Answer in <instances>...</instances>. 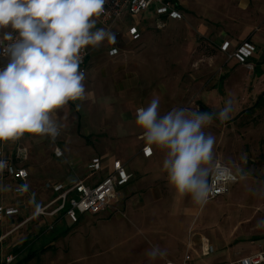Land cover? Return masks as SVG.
I'll list each match as a JSON object with an SVG mask.
<instances>
[{"label":"rangeland","instance_id":"374dc122","mask_svg":"<svg viewBox=\"0 0 264 264\" xmlns=\"http://www.w3.org/2000/svg\"><path fill=\"white\" fill-rule=\"evenodd\" d=\"M179 1L182 19L162 25L151 10L127 14L110 30L116 43L89 46L87 98L53 113L60 126L55 140L20 136L19 144L27 149L29 191L13 196L9 184L2 191L14 204L27 201L28 215L36 203L51 197L46 182L85 178L96 156L104 161L119 158L132 174L129 187L119 194L122 213L84 214L72 226L64 217L53 230L37 215L18 229L19 243L31 245L13 263L35 250L22 264H159L164 256L153 259L149 251L158 246L166 255L184 236L194 242L206 236L220 245L209 252L192 243L186 251L195 264L244 255L251 242H263L256 250L264 249V0ZM136 22L140 37L130 40L126 26ZM221 39L232 46L253 42L258 48L253 61L262 73L228 59L218 48ZM110 48L117 53L110 55ZM154 97L159 98L161 115L183 106L218 112L232 102L230 118L214 119L205 129L215 136L216 162L243 171L230 193L196 204L169 184L159 149L152 147V166L134 161L146 144L136 110Z\"/></svg>","mask_w":264,"mask_h":264},{"label":"clouds","instance_id":"9594fccd","mask_svg":"<svg viewBox=\"0 0 264 264\" xmlns=\"http://www.w3.org/2000/svg\"><path fill=\"white\" fill-rule=\"evenodd\" d=\"M106 0H0V142L14 141L25 133L55 140L60 126L53 113L70 101L87 98L86 74L80 68L83 50L99 47L116 36L95 29ZM95 29V30H93ZM159 98L136 110V124L149 146L164 153L162 167L177 195L204 204L216 184L230 176L218 167L215 136L205 129L214 119L226 121L229 100L218 112L191 106L174 107L163 115ZM79 108V105H77ZM0 164V167H3ZM165 253L153 247L155 259Z\"/></svg>","mask_w":264,"mask_h":264},{"label":"built area","instance_id":"2783aa9c","mask_svg":"<svg viewBox=\"0 0 264 264\" xmlns=\"http://www.w3.org/2000/svg\"><path fill=\"white\" fill-rule=\"evenodd\" d=\"M105 11L98 17L94 18L106 30H111L113 26L124 16L139 15L147 10H151L157 20L162 25L168 20L182 19L184 16L182 9L177 0H106L104 5ZM128 34L133 40L140 37L139 28L136 25L128 27ZM219 50L227 56L228 59L237 62L250 71H254L255 64L253 59L256 58L257 47L250 41H242L240 44L231 47L228 40H223L218 45ZM117 53L116 48H110L109 54ZM83 62L80 68L86 72L88 67L91 49L88 47L83 50ZM7 64V58L0 56V68ZM20 138V137H19ZM19 138L14 141L0 142V182L4 179H12L21 182L13 189V196L22 195L26 190L25 182L29 177V171L24 166L27 157V149L19 144ZM149 146L145 144L141 148L143 157L148 158L152 155V148L146 151ZM57 155L61 154L59 148H55ZM218 167H228L230 176L226 181L215 185L213 194L208 200L214 199L220 195L228 194L231 186L238 182L243 176V171L235 170L227 164L216 162ZM89 173L84 179H77L71 182L49 181L44 187L50 192V200L42 207H39L30 216L23 221L11 227L4 234L0 235V243L3 242L10 234H17L18 229L37 215L51 218L47 225L48 230H53L56 222L62 218H68L72 223H76L83 214H113L122 213L119 205V190L126 186L132 177V174L126 169V165L120 159H113L106 174L95 180V174L101 169L100 160H94L88 165ZM207 200V201H208ZM20 207L16 204L0 203V222L10 216L20 213ZM206 251L211 252L212 248L207 246ZM16 254L6 252L3 254L0 264H12L16 259ZM192 257L187 251L183 263L191 264ZM264 249H258L245 256H239L236 259L222 261L217 264H263ZM164 264H177L171 260H165Z\"/></svg>","mask_w":264,"mask_h":264},{"label":"crops","instance_id":"0c3cea01","mask_svg":"<svg viewBox=\"0 0 264 264\" xmlns=\"http://www.w3.org/2000/svg\"><path fill=\"white\" fill-rule=\"evenodd\" d=\"M177 2L179 3V6H180V8L182 9V5H181V3H180V1L179 0H177ZM182 11H183V9H182ZM126 20L127 19V15L126 16H124L121 20ZM120 20V21H121ZM177 19H175L174 21H176ZM178 20H180V19H178ZM168 21H171V20H168ZM131 25H136L138 28H139V31L141 32V29H140V27H139V24H138V22H136V23H130L129 25H127L126 26V35H127V37L130 39V40H133L132 38H131V36L128 34V27L129 26H131ZM223 40L221 39V41L218 43V45L222 42ZM229 41V40H228ZM246 41H248V40H246ZM229 43H230V46L231 47H234V46H232V44H231V42L229 41ZM241 43V42H240ZM239 43V44H240ZM253 43V42H252ZM254 44V43H253ZM236 45H238V44H236ZM255 45V44H254ZM256 46V45H255ZM257 47V46H256ZM257 54H258V48H257V53H256V57H257ZM91 58V57H90ZM90 58H89V62H88V67H90V63H92V62H90L91 60H90ZM88 67H87V70H88ZM86 70V71H87ZM86 73V72H85ZM24 135V134H23ZM142 148V147H141ZM152 148V147H151ZM141 150V149H140ZM152 151H153V153H152V155L150 156V157H148V158H145V157H143L142 156V154H141V151H140V156H138V157H136L135 159H134V161H136L137 160V162L138 163H140V162H145L146 164H151V166L153 165L152 164V161H151V159H152V156L154 155V149L152 148ZM100 160V162H101V169H100V171H98L97 173H96V177H95V180H98V179H100V178H102L105 174H106V172H107V169L110 167V164H111V161H112V159L110 160V161H104L103 159H100L99 157H93L92 159H91V161L88 163V165L91 163V162H93L94 160ZM115 159H119V158H115ZM121 160V159H120ZM122 161V160H121ZM230 166V165H229ZM87 168H88V166H87ZM127 169V168H126ZM234 169V168H233ZM236 170V169H235ZM90 171H89V169H88V173H89ZM129 172V171H128ZM88 175V174H87ZM86 175V176H87ZM29 177H30V174H29ZM29 177H28V179L26 180V182H25V185H26V190H25V192L22 194V196L24 197L25 196V194H27V192L29 191V189L27 188V186H28V180H29ZM86 178V177H85ZM243 178V177H242ZM241 178V179H242ZM84 179V178H83ZM131 179H132V177H131ZM240 179V180H241ZM239 180V181H240ZM238 181V182H239ZM238 182H236V183H238ZM235 183V184H236ZM5 184H9V185H11L12 186V191H13V189L16 187V186H18L19 184H22L21 182H19V181H16V180H12V179H4L3 181H1L0 182V203L1 204H14V203H12V201L11 200H7V198H5L4 196H3V193H2V191H3V188H4V185ZM131 184V183H130ZM128 185V184H127ZM126 185V186H127ZM126 186H124L123 188H121L120 190H119V192H118V194H120V191L121 192H123V190H125V189H127L128 187H126ZM125 188V189H124ZM231 188H232V186H231ZM231 191V190H230ZM230 193V192H229ZM51 198V197H50ZM50 198H49V200H50ZM48 200V201H49ZM29 201V200H28ZM48 201H46L44 204H38V203H36L35 204V206H36V208H34V210L31 212V213H29L28 215H27V212H26V207H28L27 205H28V203H27V201H25L24 202V204L23 205H19V204H16V205H18L21 209H20V213L18 214V215H15V216H10V217H8V218H6L4 221H1L0 222V235H2V234H4L6 231H8L11 227H13L14 225H16L17 223H19V222H21V221H23L24 220V218H26V217H28V216H30L32 213H34L39 207H42V206H44ZM119 201V200H118ZM27 216H26V215ZM103 214H108V213H103ZM26 216V217H23V216ZM84 215V214H83ZM88 215H90V214H88ZM42 218H44L45 219V221H46V224L48 225V223L50 222V220H51V218H49V217H44V216H42ZM19 219H21L20 221H18ZM79 219H80V217H79ZM31 220V219H30ZM30 220H28L27 222H29ZM18 221V222H17ZM70 221V220H69ZM79 221V220H78ZM26 222V223H27ZM70 223H71V226L74 224V223H72L71 221H70ZM25 224V223H24ZM67 229V228H66ZM68 230V229H67ZM18 235H19V233L17 232V234H16V232L15 233H12V234H10L3 242H1L0 243V260H1V258H2V256H3V254H5L6 252H13L14 254H16V256H19V254L20 253H22V251L24 250V241L25 240H23V242L21 241V243H19V237H18ZM190 239H186V237L184 236L181 240L179 239L178 241H176V242H174V244L172 245V248H171V250H168V252L166 253V255H163L164 256V258L163 259H161L160 260V263L159 264H164V262H165V259H167V260H171V261H173V262H175V263H177V264H181V263H183V260H184V256H185V253L187 252L186 250H187V248H188V250L189 249H191V247H192V243H194L196 246L198 245V246H200V251L202 250V248L204 247H207V246H209V247H214V248H219L220 247V245L216 242V241H212L211 239H209V238H207L206 236L205 237H203L199 242H194V241H192V240H190ZM256 242H258V244L257 245H254L253 243L254 242H251L250 243V245H251V247H249L248 249H246L248 252L247 253H244V255H240V256H245V255H248V254H250V253H252V252H255L256 251V249L259 247V246H261L262 247V244H263V242H259V241H256ZM197 246V247H198ZM27 247V246H26ZM194 247V246H193ZM212 250L214 251V249L212 248ZM213 251H211V252H213ZM196 255H199L198 253H196ZM191 257H192V255H191ZM237 257H239V256H237ZM236 257V258H237ZM235 257L233 258V257H231V258H222V259H219V260H216V261H214L213 262V264H217V263H219V262H222V261H227V260H232V259H236ZM194 259L192 258V261H191V264H195L194 263V261H193ZM264 264V263H263Z\"/></svg>","mask_w":264,"mask_h":264},{"label":"trees","instance_id":"16d2710c","mask_svg":"<svg viewBox=\"0 0 264 264\" xmlns=\"http://www.w3.org/2000/svg\"><path fill=\"white\" fill-rule=\"evenodd\" d=\"M254 71L256 72L257 75H260L262 72H261V69H260V65L259 63H257L255 65V68H254ZM264 95V94H263ZM69 228V227H68ZM66 231V230H65ZM31 245V242L29 241H24V247L26 246H30ZM35 253V250H32V251H28V254L22 259V260H19V261H16L15 263H12V264H22V262L25 260L27 261L33 254ZM28 258V259H27Z\"/></svg>","mask_w":264,"mask_h":264}]
</instances>
